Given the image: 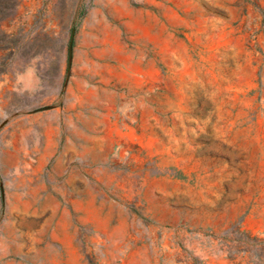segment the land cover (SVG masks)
I'll return each mask as SVG.
<instances>
[{"label": "rangeland", "instance_id": "374dc122", "mask_svg": "<svg viewBox=\"0 0 264 264\" xmlns=\"http://www.w3.org/2000/svg\"><path fill=\"white\" fill-rule=\"evenodd\" d=\"M0 264H264V0H0Z\"/></svg>", "mask_w": 264, "mask_h": 264}]
</instances>
